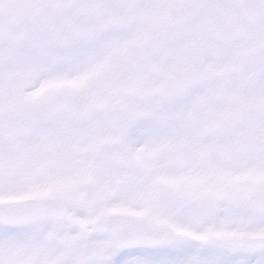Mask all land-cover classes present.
<instances>
[{"label": "snow or ice", "instance_id": "obj_1", "mask_svg": "<svg viewBox=\"0 0 264 264\" xmlns=\"http://www.w3.org/2000/svg\"><path fill=\"white\" fill-rule=\"evenodd\" d=\"M0 264H264V0H0Z\"/></svg>", "mask_w": 264, "mask_h": 264}]
</instances>
